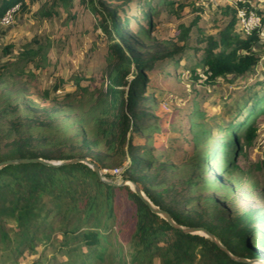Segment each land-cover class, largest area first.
Here are the masks:
<instances>
[{
	"label": "trees",
	"instance_id": "1",
	"mask_svg": "<svg viewBox=\"0 0 264 264\" xmlns=\"http://www.w3.org/2000/svg\"><path fill=\"white\" fill-rule=\"evenodd\" d=\"M73 1L53 0L42 16H51L58 3L68 9ZM81 1L99 15V28L108 41L105 88L84 111L76 103L90 94L89 89L78 83L60 98L57 92L65 91L63 79L36 95L44 103L42 107L25 96L19 98L18 92L1 93L0 163L77 158L102 170L95 157L117 159L122 179L135 183L177 225L204 228L232 256L264 262V205L227 211L216 193L217 172L228 147H232L230 175L246 173L238 160L255 143L258 129L254 119L264 113V95H254L220 126V132H227L223 138L214 136L212 128L205 132L198 120L204 116L198 107L206 99L188 103L184 119L191 123L194 147L175 164L155 146L163 127L155 114L158 100L149 92L155 72L160 71L164 80L178 82L181 69L195 75L197 64L203 66L205 84L246 76L262 59L255 49L259 30L250 36L236 33V10L229 5L233 14L217 35L201 34L196 39L199 46L192 45L196 18L189 26H179L177 42L159 48L152 44L155 18L162 13L160 9L177 2L166 0L159 8L157 0ZM16 6L25 12L28 4L26 0H0V21ZM47 41L37 36L24 45L16 62L9 60L2 66L0 83L18 63L48 62ZM10 49L8 46L7 51ZM180 61L186 64L182 66ZM258 85L263 86L264 79L254 83ZM39 245L55 246L66 253L70 259L61 264H250L232 259L205 236L173 227L151 211L130 186L107 184L85 163L6 165L0 168V263L14 264L27 251H37Z\"/></svg>",
	"mask_w": 264,
	"mask_h": 264
},
{
	"label": "rangeland",
	"instance_id": "2",
	"mask_svg": "<svg viewBox=\"0 0 264 264\" xmlns=\"http://www.w3.org/2000/svg\"><path fill=\"white\" fill-rule=\"evenodd\" d=\"M26 1L28 7L25 12H19V6H16L12 10L9 23L3 24L4 22L0 21V71L9 60L16 62L20 58L22 47L37 36L48 40L49 47L45 53L48 62H39L36 59L35 62H21L11 67L10 71L6 72L4 81L0 83V94L7 91L18 92L19 98L25 96L37 102L38 107H42L45 105L37 101L36 95L63 79L66 82L65 91L57 92L60 98L67 92H72L78 83L89 89L90 94L76 103L79 110H86L97 98L100 89L105 88L104 69L109 50L107 38L99 28V15L94 14L81 0H74L68 9L58 3L52 9L51 16H42L53 0ZM173 1L177 2L175 6L160 9L162 13L155 18L157 31L152 41L155 47L163 48L171 42H177L179 26H189L196 18L198 21L192 29L191 44L199 46L196 44L197 37L201 34L217 35L233 14L225 0ZM165 2L166 0H157L159 8H162ZM255 5L262 20L264 0H255ZM129 14H132V11ZM131 28L136 31L135 24L132 23ZM257 30L260 41L255 49L262 59L259 65L244 77L228 76L219 79L214 85L205 84L206 76L202 73L203 66L200 64L193 67V70L197 71L195 75H191L184 68L181 69L182 76L178 82L164 80L160 71L151 75L149 92L154 93L158 100L155 114L161 118L163 127L161 135L155 137V146L158 150L168 153L175 164H179L187 153H192L194 147V139L190 134L191 123L184 119L188 103L206 99L198 107L204 115L203 119L198 120L204 124L205 132L212 128L214 136L223 138L227 136V132H220V126L227 124L254 95L257 98L264 95V85L254 86L255 82L264 79V24ZM235 32L246 36L238 22ZM8 46H11L9 52ZM38 63L41 64L40 67ZM180 64L184 66L186 62L180 61ZM22 71L26 74L24 77L19 73ZM170 72H173V68ZM254 122L258 129L255 143L247 149L246 156L238 160L240 167L248 173L239 176L233 173V178H230L231 167L228 163L232 147L226 149L221 168L218 172L215 171L220 178V183L217 184L219 187L216 189L217 197L224 200L223 207L227 211L264 205V113L259 114ZM236 134L241 136L242 132ZM94 159L102 166L100 172L106 181H124L117 159ZM44 246L39 245L35 252L27 251L14 264H35L39 257L37 264H61L62 261L65 263L70 259L66 253L58 252L55 246ZM262 255L264 256V253ZM0 264L10 263L6 261Z\"/></svg>",
	"mask_w": 264,
	"mask_h": 264
},
{
	"label": "water",
	"instance_id": "3",
	"mask_svg": "<svg viewBox=\"0 0 264 264\" xmlns=\"http://www.w3.org/2000/svg\"><path fill=\"white\" fill-rule=\"evenodd\" d=\"M29 162H39L42 164H45L47 166H59V165H66V164H72V163H85L88 166H90L93 171L100 177L101 180H103L104 182H106L109 185H128L131 187V189L144 201V203H146L148 205V207L150 208L151 211H153L154 213L162 216L164 219H166L173 227L181 229L183 232L188 233V234H192V235H201V236H205L207 238H209L213 243H215L220 249H222L225 253L229 254L230 257L234 260L240 261V262H244V263H250V264H254V263H258V264H264L263 261H260L258 259L255 260H248V259H243V258H238V257H234L232 256L228 250L222 246L219 241L217 240V238L209 233L206 229L204 228H194V227H182L177 225L172 218L170 217V215L163 211L160 210L158 207L154 206L149 199H147V197L143 194V192H141V190L139 189V187L133 183L130 182L128 180H124L122 182H119L118 184L111 182V181H106L103 176L101 175L100 169L96 164L91 163L89 160L87 159H71V160H65V161H46L43 159H16V160H7V161H3L0 163V168L9 165V164H20V163H29Z\"/></svg>",
	"mask_w": 264,
	"mask_h": 264
},
{
	"label": "built area",
	"instance_id": "4",
	"mask_svg": "<svg viewBox=\"0 0 264 264\" xmlns=\"http://www.w3.org/2000/svg\"><path fill=\"white\" fill-rule=\"evenodd\" d=\"M228 5L236 10V17L239 26L246 36H250L255 30L262 25L255 0H225ZM12 9H10L2 18L3 24L9 23L12 19ZM117 172V171H116Z\"/></svg>",
	"mask_w": 264,
	"mask_h": 264
}]
</instances>
